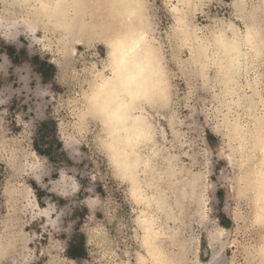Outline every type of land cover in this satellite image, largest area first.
<instances>
[{
  "label": "rangeland",
  "instance_id": "374dc122",
  "mask_svg": "<svg viewBox=\"0 0 264 264\" xmlns=\"http://www.w3.org/2000/svg\"><path fill=\"white\" fill-rule=\"evenodd\" d=\"M0 264H264V0H0Z\"/></svg>",
  "mask_w": 264,
  "mask_h": 264
},
{
  "label": "bare ground",
  "instance_id": "6f19581e",
  "mask_svg": "<svg viewBox=\"0 0 264 264\" xmlns=\"http://www.w3.org/2000/svg\"><path fill=\"white\" fill-rule=\"evenodd\" d=\"M135 40L136 41L133 44H131V42L129 44L130 46H127L128 48H125L118 56V66L115 69V73L113 72L114 70L112 71L114 76L109 82L102 86L103 88L99 89V94H117V99L119 98L118 94H120V97L124 94L130 96L131 94H136L138 89L143 86L141 83H144L145 81L141 80H147V82L150 80V77H141L150 62L149 51L146 46L142 45L143 42H140V39ZM115 51H119L118 48ZM111 57L112 56H110V58ZM116 59L117 58H115V60ZM150 70L152 69L150 68ZM119 102L117 101L112 105L109 101L103 103L105 109L111 105L112 111L114 112L110 117L111 133L122 126L123 115H121V112H123V109Z\"/></svg>",
  "mask_w": 264,
  "mask_h": 264
},
{
  "label": "trees",
  "instance_id": "16d2710c",
  "mask_svg": "<svg viewBox=\"0 0 264 264\" xmlns=\"http://www.w3.org/2000/svg\"><path fill=\"white\" fill-rule=\"evenodd\" d=\"M33 145L38 153L47 155L49 157L63 153L62 151L58 152L57 150L58 148L62 147V145L56 137L55 129L53 132H50L48 126H46V123H43L40 126V133L38 134V138L34 140ZM66 252L67 255L72 258L83 257L86 255L84 234L79 233L74 235V237L68 243Z\"/></svg>",
  "mask_w": 264,
  "mask_h": 264
}]
</instances>
